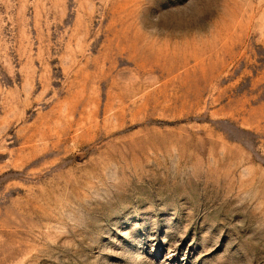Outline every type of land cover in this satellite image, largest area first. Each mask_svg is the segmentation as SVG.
<instances>
[{
    "label": "rangeland",
    "instance_id": "374dc122",
    "mask_svg": "<svg viewBox=\"0 0 264 264\" xmlns=\"http://www.w3.org/2000/svg\"><path fill=\"white\" fill-rule=\"evenodd\" d=\"M0 264H264V0H0Z\"/></svg>",
    "mask_w": 264,
    "mask_h": 264
}]
</instances>
